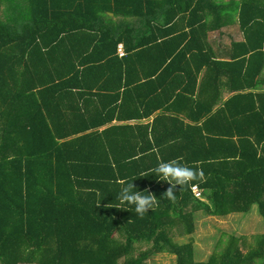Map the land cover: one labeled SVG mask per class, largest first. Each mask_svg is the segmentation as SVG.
I'll return each instance as SVG.
<instances>
[{"label":"trees","instance_id":"16d2710c","mask_svg":"<svg viewBox=\"0 0 264 264\" xmlns=\"http://www.w3.org/2000/svg\"><path fill=\"white\" fill-rule=\"evenodd\" d=\"M58 1L42 0L47 15L40 6L34 10L31 3L35 16L24 31L35 38L56 32L57 22L66 29L68 20H77V29H91L97 39L92 38L88 43L92 50L80 59L86 67L78 72L80 83L92 70L109 66L125 67L128 85L134 82L130 73L135 66H153L163 75L177 65L206 66L216 80L222 76L238 91L229 98L238 106L237 119L231 124L236 129L210 135L212 121L224 113L222 109L201 127H191L183 143L172 147V151L178 147L182 151L160 160L153 152L156 142L152 144L147 135L138 136L137 127L131 125L88 132L103 123H86L83 118L72 130L78 137L57 136V129L69 123L59 125L46 118L54 106L38 97L50 89L35 95L31 89L36 84L27 87L26 114L21 115L25 120L14 114L15 125L8 129L1 107L7 101L9 82L0 73V264H146L149 255L163 251L176 256L175 264H264V233L246 253L239 244L242 237L229 235L226 244L205 262L195 260L193 242L179 243L171 233L174 228L180 234L193 233L198 213H246L256 205L264 219V92L259 91L264 84V0H62L61 7ZM108 13L144 21L145 38L136 39L132 23L117 25L120 30L112 31L113 18ZM236 18L244 39L231 43L228 59H217L207 34ZM101 21L105 30L99 29ZM182 23L188 30L178 26ZM5 33L0 26V34ZM200 35L205 41L199 46ZM34 41L19 48L20 56L10 58L5 54L7 42L0 36V70L21 63L65 64L67 52L59 54L54 39L45 52ZM120 42L126 49L123 57L117 53ZM193 50L199 55L188 56ZM50 79L54 84L55 77ZM21 94L10 97L21 100ZM228 100L223 105L227 111ZM193 111L199 107L195 105ZM151 112L137 116L148 117ZM209 112L210 108L205 113ZM172 159L203 176L188 185H175V198L169 199V182L157 179L151 169L158 161ZM125 183H132L134 191L153 194L155 203L143 215L136 213L134 205L119 200ZM194 185L201 189L203 199L193 195ZM137 243H151V247L133 255Z\"/></svg>","mask_w":264,"mask_h":264},{"label":"crops","instance_id":"0c3cea01","mask_svg":"<svg viewBox=\"0 0 264 264\" xmlns=\"http://www.w3.org/2000/svg\"><path fill=\"white\" fill-rule=\"evenodd\" d=\"M59 1L57 2L58 6L64 5ZM63 1L69 2L71 0ZM31 3L35 7L34 10L40 6L43 15H47L46 9L42 6V0H0V26H3L7 31L5 34H0L7 42L5 54L10 58L13 55L20 56L21 50L19 48H23L30 39H34L35 46L39 45L41 51L45 52L48 49L47 43L54 39V44L59 46L57 47L59 54L67 52L68 59L66 62L64 61L65 64L25 65L21 63L0 70V73H4L9 82L7 101L1 107L6 113L7 128L10 125L13 126V123L15 125L14 114L20 116L26 114L24 99L27 97V87L36 84L31 89L35 95L39 91L50 89L47 95L38 97L40 102L54 106V112L49 113L46 118L54 120L56 123L59 122V125L69 123L64 124L62 128H56L57 136L78 137L79 133L72 132V130L77 128L78 123L84 121L83 118H85L86 123H103L97 128L88 130V132L98 131L100 133L112 126L131 125L137 127L135 132L138 136L147 135L151 138L152 144L156 142L153 152L157 154L160 160L164 157L170 158L174 153L182 151L180 147L175 149L178 152L172 151V147L183 143V137H185L186 132L190 131L191 127H201L212 114H219L222 109L224 113L217 115L218 117L212 121L210 135L221 136V132L224 135L236 129L235 127L231 128V124L237 119L238 106L236 102L230 103L229 98L236 95L238 91H233L231 86L226 87L225 79L222 76L216 80L214 73H211L206 66L199 69L196 64H191L188 67L177 65L166 70L167 74L164 75L158 73L153 66H135L130 73L134 82L129 85L126 81L125 67L109 66L92 70L89 76L86 75L83 78V83H80L82 77L78 76V72L84 67L80 65V59L92 50L90 49L92 45L89 46L88 43L92 38L97 39V37L93 36L91 29H77V20H68L65 21L69 25V27L66 25V29L62 28L63 23L57 22L54 23L53 27L56 32H46L45 35L34 38V35L24 31L25 27L33 22L35 16ZM108 14L113 18L110 20L113 27V29L111 28L112 31L114 29L116 32L120 30L117 25L125 27L132 23L136 28V39L145 38L144 29L146 25L144 21L114 17L113 13ZM236 21L221 23L219 29L215 28L208 32L207 42L212 48L215 58L228 59L232 53L231 43L244 39V34L239 29L238 18ZM97 23L100 30H105L104 21ZM178 26L183 27L182 30H188L184 28L185 23ZM216 33L218 34L217 38L213 37ZM148 35L152 37L153 34ZM108 36L109 39L113 37L112 33H109ZM204 41V36L200 35L197 44L199 46L204 45ZM87 45L89 49L85 51L84 48ZM110 46L113 48L112 44ZM195 54L199 55L197 50L189 52L188 56ZM15 60L17 61V59ZM88 65L85 64V66ZM52 77H55L54 84L51 83L50 78ZM147 77H150L149 80ZM262 77L264 78V73ZM132 78L130 79L133 80ZM159 78L165 81H158ZM80 84L85 87H81ZM259 91L264 92V84ZM19 93H24L21 94V100H13ZM10 94L14 97L11 98ZM227 100L230 103L228 111L223 108ZM262 104L264 106V99ZM195 105L199 107V111H193ZM208 108H210V112L205 113ZM148 111H152L148 117L137 116L147 114ZM43 113L47 114L45 111ZM120 114L121 117L118 116ZM130 114L135 116L131 117ZM21 120L24 121L25 118L21 116ZM227 121L228 131L226 130Z\"/></svg>","mask_w":264,"mask_h":264},{"label":"rangeland","instance_id":"374dc122","mask_svg":"<svg viewBox=\"0 0 264 264\" xmlns=\"http://www.w3.org/2000/svg\"><path fill=\"white\" fill-rule=\"evenodd\" d=\"M231 22H237L231 20ZM213 37L217 38L218 34ZM225 86H230V82ZM173 239L179 243L191 241L194 244V257L197 262H205L209 255L220 250L227 242L229 235L241 236L240 247L246 253L257 246L259 236L264 233V219L256 205L246 212L229 213L224 216H209L198 213L195 217V231L191 234L179 233L177 229L171 230ZM148 243H137L133 255L151 247ZM176 256L163 251L149 255L146 264H175Z\"/></svg>","mask_w":264,"mask_h":264},{"label":"clouds","instance_id":"9594fccd","mask_svg":"<svg viewBox=\"0 0 264 264\" xmlns=\"http://www.w3.org/2000/svg\"><path fill=\"white\" fill-rule=\"evenodd\" d=\"M151 172L157 179H163L169 182L170 186L166 190V195L169 199L175 198L173 194L175 185H188L191 180L203 176L201 172L194 171L187 165L178 163L175 159L158 161L151 169ZM118 198L122 203L127 201L129 204L134 205V209L139 215H143L155 203L154 196L151 192L144 194L140 191H134L132 183H125L120 188Z\"/></svg>","mask_w":264,"mask_h":264},{"label":"built area","instance_id":"2783aa9c","mask_svg":"<svg viewBox=\"0 0 264 264\" xmlns=\"http://www.w3.org/2000/svg\"><path fill=\"white\" fill-rule=\"evenodd\" d=\"M117 53L120 56L126 55L125 46L122 42L118 43V45H117ZM191 191H192L193 195L195 196V198L203 199L202 191L197 185L192 186Z\"/></svg>","mask_w":264,"mask_h":264}]
</instances>
